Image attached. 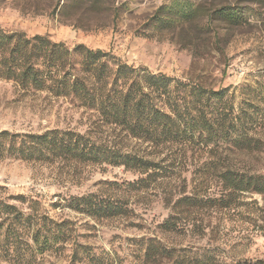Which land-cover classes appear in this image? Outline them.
I'll list each match as a JSON object with an SVG mask.
<instances>
[{
    "label": "rangeland",
    "instance_id": "obj_1",
    "mask_svg": "<svg viewBox=\"0 0 264 264\" xmlns=\"http://www.w3.org/2000/svg\"><path fill=\"white\" fill-rule=\"evenodd\" d=\"M164 7L168 10H161ZM228 7L239 16L238 21L218 15L217 10ZM196 8L198 16L180 23L170 21V17ZM158 12L165 21L163 29L154 18ZM0 26L30 37L47 36L70 47L84 44L111 51L129 64L207 87H228L236 104L249 97L264 111V0H0ZM94 118L66 99L46 92H27L12 81L0 80V131L89 129L98 141L149 158H165V164L170 163V154L158 155L147 144L98 124ZM258 135L264 140V129ZM230 160L243 171L264 175V151L232 155ZM192 169L190 166L184 173L189 180ZM175 172L171 179L129 196L132 205H138L135 217L97 221L54 204L67 194L116 196L119 193L101 181L132 180L135 174L105 165L0 159V201L30 212L28 203L14 197L37 196L42 201L41 210L52 218L75 221L86 236L81 239L84 243L118 254L109 264H139L137 251L128 246L127 239L154 236L185 258L206 254L224 264L264 261V193L244 192L232 209L204 208L188 215L183 218V231L155 228L169 214L160 202L166 193L183 189L189 193L198 188L195 193L201 196L219 192L215 179L187 186ZM5 218L0 216V264H71L69 247L40 255L28 249L27 235L22 233L17 241L8 239Z\"/></svg>",
    "mask_w": 264,
    "mask_h": 264
},
{
    "label": "trees",
    "instance_id": "obj_2",
    "mask_svg": "<svg viewBox=\"0 0 264 264\" xmlns=\"http://www.w3.org/2000/svg\"><path fill=\"white\" fill-rule=\"evenodd\" d=\"M217 11L230 21L239 19L229 7ZM159 14L154 18L163 29L165 21ZM198 15L196 8L177 18L170 17V21L185 22ZM0 80L12 81L27 92H46L66 99L91 112L98 124L147 144L158 155L170 154L171 161L165 164V158H149L98 141L89 129L54 128L40 133L1 130L0 159L105 165L122 167L136 175L132 180L101 181L119 193L116 196L97 192L62 195L54 205L64 210L97 221L131 218L136 216L138 205L133 206L129 196L171 179L176 170L187 186L217 180L220 189L216 194L201 196L195 193L198 188L161 197L169 214L155 228L179 232L184 230L183 218L201 209H232L240 194L264 193V175L243 171L230 160L232 155L264 151V140L258 135L264 129L263 108L249 97L236 104L228 87H207L129 64L111 51L84 44L70 47L47 36L30 37L24 32H8L1 26ZM175 152L179 155L172 156ZM190 166L193 169L189 180L184 173L190 171ZM14 199L28 203L30 212L0 201L8 239L17 241L23 233L27 235L28 249L40 255L69 247L71 264H109L118 257L84 243L81 239L86 236L75 221L52 218L41 210L42 201L37 196L19 194ZM127 240L128 246L136 249L139 264H163L168 259L172 264H224L211 255L185 258L174 254L175 250L156 236ZM235 264L264 261L243 260Z\"/></svg>",
    "mask_w": 264,
    "mask_h": 264
}]
</instances>
